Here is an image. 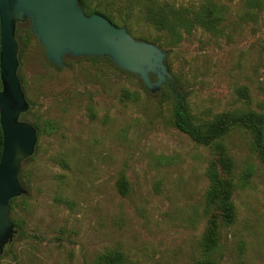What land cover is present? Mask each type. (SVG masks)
<instances>
[{
    "label": "rangeland",
    "instance_id": "374dc122",
    "mask_svg": "<svg viewBox=\"0 0 264 264\" xmlns=\"http://www.w3.org/2000/svg\"><path fill=\"white\" fill-rule=\"evenodd\" d=\"M166 1L188 16L216 5L223 11L221 32L197 27L165 46L168 35L147 24L140 7L130 11V0L93 4L119 27L128 23L135 39L166 52L196 123L245 108L236 94L242 86L250 108L264 113V0L253 8L247 0ZM17 29V76L29 103L20 120L38 131L35 153L20 170L28 193L10 210L19 226L0 264H100L107 250L122 252L124 264L204 258L264 264V169L247 133L234 130L198 145L174 126L172 98L151 94L136 75L103 57H66L59 68L46 59L27 21ZM210 164L234 186L231 226L221 222L217 206L205 205ZM121 177L125 195L118 190ZM214 216L217 244L205 254L200 243Z\"/></svg>",
    "mask_w": 264,
    "mask_h": 264
},
{
    "label": "water",
    "instance_id": "95a60500",
    "mask_svg": "<svg viewBox=\"0 0 264 264\" xmlns=\"http://www.w3.org/2000/svg\"><path fill=\"white\" fill-rule=\"evenodd\" d=\"M26 21L46 59L59 68L65 66L66 57H107L136 75L151 94L166 84L175 87L165 64L166 52L135 39L101 14L86 15L77 0H0V256L17 232L9 202L28 193L19 180L21 164L33 156L37 144L35 127L20 120L29 103L17 76L15 31Z\"/></svg>",
    "mask_w": 264,
    "mask_h": 264
},
{
    "label": "trees",
    "instance_id": "16d2710c",
    "mask_svg": "<svg viewBox=\"0 0 264 264\" xmlns=\"http://www.w3.org/2000/svg\"><path fill=\"white\" fill-rule=\"evenodd\" d=\"M86 15L98 13L107 18L111 23L120 26V23L115 21L114 17L107 9H103L100 4L94 5L93 2L107 1V0H77ZM247 5L250 8L259 5V0H247ZM134 7H140L142 19L155 28L157 31L168 35L169 40L164 44L165 46H174L183 40V34L189 33L193 28H201L206 32H211L215 35L222 30V23L224 21L223 11L216 5H202L196 11H193L192 16L185 13L182 7H176L166 0H130L128 9L133 10ZM122 27L130 31L129 24L123 22ZM18 29L16 30V37ZM101 57H90L92 60H98ZM108 60L115 68L122 72L125 70L117 67ZM168 72L171 70L169 62H166ZM128 73V72H126ZM155 79L154 76H152ZM143 85V84H142ZM174 89L170 85H164L159 92L165 94L168 98L173 99L172 105V119L174 126L183 134L188 136L194 143L201 146H209L218 140L227 137L232 131L240 130L250 136L251 146L256 153L260 164L264 169V113H259L250 108V94L248 88L245 86L239 87L236 91L241 104L245 107L228 111L215 115L213 119L207 122L196 123L189 112V106L185 94H182L174 82ZM144 87V86H143ZM34 126V125H33ZM36 131L38 128L34 126ZM2 134L0 131V157L2 152ZM31 159V157H30ZM227 172H230L229 164L226 162ZM250 172H247L248 176ZM23 173L19 176L21 183L25 184ZM206 177L208 179V188L205 192L204 199L206 207L213 205L219 208V216L221 222L226 226H231L237 219L236 209L232 200L234 186L231 182L223 179L217 171L215 165L210 164ZM118 190L121 195L127 193V183L124 177L117 183ZM25 199V196L13 198L10 200V210L13 211L14 204L17 200ZM14 227L18 228V223L11 220ZM216 217H211L209 226L200 247L203 253H209L216 241L217 229ZM9 245V244H8ZM100 264H124L125 257L122 252L117 250H107L99 258ZM195 264H214L208 258L199 259Z\"/></svg>",
    "mask_w": 264,
    "mask_h": 264
},
{
    "label": "flooded vegetation",
    "instance_id": "af4514ba",
    "mask_svg": "<svg viewBox=\"0 0 264 264\" xmlns=\"http://www.w3.org/2000/svg\"><path fill=\"white\" fill-rule=\"evenodd\" d=\"M7 246H8V245H7ZM7 246H6V247H7ZM6 247H5V249H6ZM4 251H5V250H4Z\"/></svg>",
    "mask_w": 264,
    "mask_h": 264
}]
</instances>
